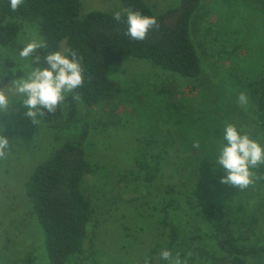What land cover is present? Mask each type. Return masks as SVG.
Returning <instances> with one entry per match:
<instances>
[{"label":"trees","instance_id":"16d2710c","mask_svg":"<svg viewBox=\"0 0 264 264\" xmlns=\"http://www.w3.org/2000/svg\"><path fill=\"white\" fill-rule=\"evenodd\" d=\"M201 3L202 0H179L176 6L158 14L149 8L133 10L156 17L160 25L158 29L150 30L145 40L136 41L125 35L126 13H122L120 21L114 19L115 11L91 10L81 15L79 0H24L18 10L12 11L9 0H0V46H13L19 21H26L37 27L41 39L48 44L47 50H38L40 67H46L43 61L45 52L59 51L63 42V50L71 48L82 57L85 69L83 86L65 99L69 107L65 124L73 126L78 121L75 135L66 138L45 159L36 163L23 184L29 213L35 216L44 234L43 251L49 264H66L70 257L84 251L93 207L84 192L83 180L103 168L100 159H91L86 153L92 146L90 133L92 130V134L97 133V128L104 131L120 124L126 108L133 104L137 106L135 123L140 121V109L148 108L152 122L172 125L175 143L183 150H192L190 175L206 181L211 169L217 172L215 180L226 175L217 162L220 145L226 141L223 133L217 137L209 131L207 121L222 124L223 131L226 127L224 117L238 115L240 93H245L254 105L258 126L264 132V44L254 46L249 30L253 23L257 25V13L264 19V0L219 2L222 6L218 12H224L230 18L224 22L229 23L237 10L239 13L234 17L237 21L228 29L235 38L234 44L221 52L224 59V66L218 67L221 81L210 83L201 80L202 67L191 34L192 21ZM240 5L244 7V14ZM125 56L146 60L164 71L187 78L190 90L199 92V101L204 107L195 109L186 98L177 99L171 88L161 86L152 90L154 100L145 103L144 99L137 98L136 92L121 87L107 73L109 65L120 62ZM2 61L5 68L12 65L7 56ZM76 93L81 97L79 101L73 99ZM163 102L167 103L165 107L161 105ZM79 107L83 108V115L76 117ZM57 115L56 111L54 116ZM46 119L51 117L46 115ZM147 122L149 127L155 126ZM97 123L99 126L94 128ZM109 124L112 126L108 127ZM201 124L204 128L199 126ZM199 128L201 132L197 131ZM197 142L200 147H193ZM256 175L261 178L259 172ZM258 178L245 189L248 193H242L254 194ZM209 185V188L215 186V181ZM224 186L232 189L233 197L238 196L237 187ZM202 191L206 193L205 200H198L197 204L204 213L210 208L213 210L212 207L218 210V216H213V212L208 216L214 237L212 247L203 240L201 233L188 230L183 235L181 228H185L170 220L165 249L171 251L173 257L179 253L181 264H246L250 256L264 258V244L238 241L242 231L254 232L257 223L254 214L240 213L237 209L232 211L223 194L214 201L210 192ZM261 201L264 205V193ZM161 260V264H168Z\"/></svg>","mask_w":264,"mask_h":264},{"label":"rangeland","instance_id":"374dc122","mask_svg":"<svg viewBox=\"0 0 264 264\" xmlns=\"http://www.w3.org/2000/svg\"><path fill=\"white\" fill-rule=\"evenodd\" d=\"M79 2L81 15L91 10L125 13L124 8H149L158 14L176 6L179 0ZM219 2L221 0H202L191 25L204 83L221 81L218 69L224 66L221 52L232 48L235 41L228 29L231 23L237 21L234 17L239 10L226 23L224 21L230 18L225 16L226 13L218 12ZM239 8L244 14V7L240 5ZM257 14V25L253 23L249 28L254 46L264 44V19H261L262 14ZM19 25L16 43L8 47L0 46V88L25 74L24 65L29 61L22 60L19 52L33 36L41 39L34 24L19 21ZM63 48L62 42L59 51ZM6 56L12 60L9 68L2 64ZM107 73L121 87L136 92L137 98L144 99L145 103L154 100L152 90L161 86L171 88L177 99L186 98L195 109L204 107L199 101V92L190 90L187 78L164 71L146 60L125 56L120 62L109 65ZM247 101L243 105L237 101L238 115L224 117V125H235L242 134H248L264 147V132L258 126L255 107L248 98ZM161 105L165 107L167 103ZM68 110V101L65 100L57 109L59 115L47 114L50 120L46 116L37 117L41 122L34 124L24 115L26 109L22 102L14 100L11 110L0 114V132L12 144L7 158L0 159V264H49L43 251L44 234L35 216L29 213L23 184L36 163L45 159L66 138L75 135L78 121L73 122V126L65 124ZM82 111L83 108L79 107L76 117L83 115ZM136 113L137 106L133 104L125 109L120 124H109L107 126L112 127L107 130L97 128V133L92 134L93 130L90 133L92 146L86 153L91 159H100L103 168L95 175L84 177V192L90 199L93 215L87 224L83 253L70 257L66 264H145L146 260L148 264H161L160 254L165 249L170 220L185 228H181L183 235L188 230L190 233H201L203 240L212 247L214 237L208 216L210 212L218 216V210L212 207L213 210L210 208L204 213L199 207L197 201L205 200L206 193L202 190L210 192L214 201L223 194L232 211L237 209L240 213L247 211L254 214L257 220L254 232L242 231L238 241L264 244V205L260 203L264 193V167L261 166L260 171L254 170L261 177L254 194L247 196L242 193L245 189L238 188V196L233 197L232 189L225 188L226 184H221V179L215 180L217 172L214 170L208 171L207 181L190 175L192 168L189 164L193 159L189 156L192 150H183L175 143L172 125L152 122L148 108L140 109V121L135 123ZM146 121L155 126L149 127ZM207 125L214 136L220 137L223 133L222 124L207 121ZM199 126L204 128L203 124ZM212 181H215V186L209 188ZM246 264H264V258L250 256Z\"/></svg>","mask_w":264,"mask_h":264},{"label":"clouds","instance_id":"9594fccd","mask_svg":"<svg viewBox=\"0 0 264 264\" xmlns=\"http://www.w3.org/2000/svg\"><path fill=\"white\" fill-rule=\"evenodd\" d=\"M9 3L12 11H16L24 4V0H9ZM124 12L127 23L125 35L133 40L143 41L150 30L160 27L154 16L142 15L131 8H124ZM121 16L120 11L113 14L116 21H120ZM47 48L48 44L44 40L33 36L20 50L19 57L30 62L24 65V75L0 88V114L8 113L13 101L18 100L26 109L24 115L34 124H39L41 120L37 117L43 118L49 113H55L68 94L75 93L76 89L83 86L85 69L82 57L71 48L46 51L43 57L46 67H40L38 50ZM73 99L79 101L81 97L76 93ZM238 99L242 105L248 102L245 93H240ZM223 140L226 144L220 145L217 162L226 175L220 183L246 189L258 178L252 169L264 166V147L248 134H242L233 124L224 128ZM193 147L199 148L200 145L197 142ZM11 148L10 140L0 132V159H6ZM160 255L168 264H181L179 253L173 257L172 252L165 249ZM145 264H148L147 260Z\"/></svg>","mask_w":264,"mask_h":264}]
</instances>
